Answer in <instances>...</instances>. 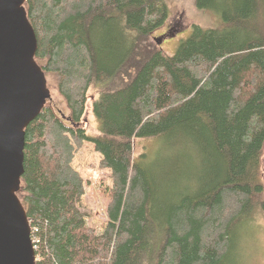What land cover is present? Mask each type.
Instances as JSON below:
<instances>
[{
  "label": "trees",
  "instance_id": "16d2710c",
  "mask_svg": "<svg viewBox=\"0 0 264 264\" xmlns=\"http://www.w3.org/2000/svg\"><path fill=\"white\" fill-rule=\"evenodd\" d=\"M194 1L217 13L216 26L194 25L174 55L155 51L133 72L127 52L165 23L163 0H25L34 60L67 110L61 117L46 101L24 129L17 197L38 240L35 264H239L241 228L264 213V0ZM91 87L95 136L80 126ZM65 135L90 142L110 170L100 233L86 224L80 181L47 165ZM162 137L181 142L199 169L193 188L172 169L161 199L133 140Z\"/></svg>",
  "mask_w": 264,
  "mask_h": 264
},
{
  "label": "rangeland",
  "instance_id": "374dc122",
  "mask_svg": "<svg viewBox=\"0 0 264 264\" xmlns=\"http://www.w3.org/2000/svg\"><path fill=\"white\" fill-rule=\"evenodd\" d=\"M163 1L168 10L165 23L153 33L152 40L146 42V47L141 45L142 42H136L130 47L123 64L125 70H134L139 60L148 58L158 50L168 56L174 55L178 46L190 36L194 25L209 28L216 26L219 21L214 11L198 10L194 0ZM159 37L161 43L158 45L154 39ZM45 77L50 94L47 104H51L56 112L61 113V117H65L66 105L57 91L55 80L49 74ZM122 81L114 80L113 82L121 83ZM104 86V82H101L98 85V91H101ZM98 91L91 87L87 92V101L80 121V126L88 136H95L98 133V121L92 114V102L97 99ZM64 138L65 143L62 150L48 160L47 165L53 172L70 171L80 181L79 203L86 215V224L100 233L107 222L105 208L113 190L110 170L103 166L101 155L94 150L90 142L82 141L77 144L73 143L68 135ZM183 149L181 142L178 140L174 142L171 137L133 140V158L140 154L145 155L143 164L152 171L156 178L155 184L158 188L156 192L161 199L166 198L167 192H170L175 184L176 179L172 175V169L180 172L177 177L180 187L188 185L193 188L195 185L193 174L198 172V162L191 158L188 163L184 159ZM261 182L264 187V170H262ZM157 194L155 193L154 196ZM170 203L165 202V206ZM161 215L162 213L157 216ZM241 229L244 233L241 230V236L238 240L236 239L238 251L236 257L239 258V264H264V213H258L250 225ZM150 261L143 264H154V261Z\"/></svg>",
  "mask_w": 264,
  "mask_h": 264
},
{
  "label": "water",
  "instance_id": "95a60500",
  "mask_svg": "<svg viewBox=\"0 0 264 264\" xmlns=\"http://www.w3.org/2000/svg\"><path fill=\"white\" fill-rule=\"evenodd\" d=\"M25 0H0V264H35L30 227L17 197L24 129L50 98L35 62L37 38ZM159 45L161 38H155ZM64 117V116H63Z\"/></svg>",
  "mask_w": 264,
  "mask_h": 264
},
{
  "label": "built area",
  "instance_id": "2783aa9c",
  "mask_svg": "<svg viewBox=\"0 0 264 264\" xmlns=\"http://www.w3.org/2000/svg\"><path fill=\"white\" fill-rule=\"evenodd\" d=\"M31 243H32V246H33V249L35 250L37 245H38V240L37 238H33L31 237Z\"/></svg>",
  "mask_w": 264,
  "mask_h": 264
}]
</instances>
